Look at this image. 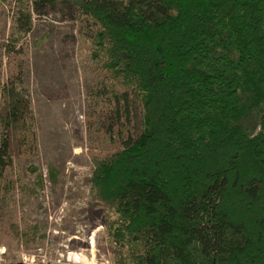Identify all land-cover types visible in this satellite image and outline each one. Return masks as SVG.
Instances as JSON below:
<instances>
[{"label":"trees","instance_id":"obj_1","mask_svg":"<svg viewBox=\"0 0 264 264\" xmlns=\"http://www.w3.org/2000/svg\"><path fill=\"white\" fill-rule=\"evenodd\" d=\"M57 3L91 29L101 114L89 195L109 210L111 264H264V0H26L4 45L0 236L26 251L44 240L3 205L38 129L12 84L19 42L39 5Z\"/></svg>","mask_w":264,"mask_h":264},{"label":"rangeland","instance_id":"obj_2","mask_svg":"<svg viewBox=\"0 0 264 264\" xmlns=\"http://www.w3.org/2000/svg\"><path fill=\"white\" fill-rule=\"evenodd\" d=\"M26 0H0V83L7 82L4 45L12 22ZM90 26L76 20L74 9L57 3L39 5L31 30L19 42L21 80L12 82L29 97L38 122L31 156L13 160L18 187L3 210L21 229L35 226L37 239L26 251L0 236V264H62L70 258L84 264H111L114 245L103 221L108 208L93 204L89 181L95 168L91 115L101 114L99 79L87 46ZM243 125L256 132L257 120ZM71 261V260H70Z\"/></svg>","mask_w":264,"mask_h":264},{"label":"built area","instance_id":"obj_3","mask_svg":"<svg viewBox=\"0 0 264 264\" xmlns=\"http://www.w3.org/2000/svg\"><path fill=\"white\" fill-rule=\"evenodd\" d=\"M23 264H26V263L24 262ZM62 264H84V263L80 262L78 259L75 260V258L73 259V261H72V259L68 258L67 262L62 263Z\"/></svg>","mask_w":264,"mask_h":264}]
</instances>
